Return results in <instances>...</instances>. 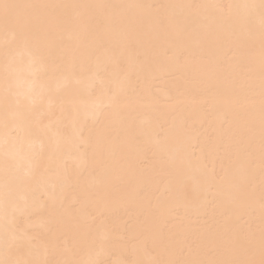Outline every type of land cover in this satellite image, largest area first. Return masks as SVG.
Wrapping results in <instances>:
<instances>
[{"label": "bare ground", "instance_id": "6f19581e", "mask_svg": "<svg viewBox=\"0 0 264 264\" xmlns=\"http://www.w3.org/2000/svg\"><path fill=\"white\" fill-rule=\"evenodd\" d=\"M0 264H264V0H0Z\"/></svg>", "mask_w": 264, "mask_h": 264}]
</instances>
